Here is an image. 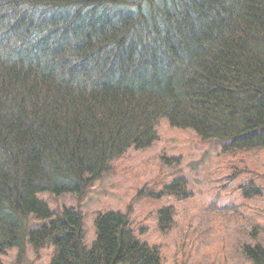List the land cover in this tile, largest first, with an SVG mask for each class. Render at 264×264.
Returning a JSON list of instances; mask_svg holds the SVG:
<instances>
[{
	"label": "trees",
	"instance_id": "trees-1",
	"mask_svg": "<svg viewBox=\"0 0 264 264\" xmlns=\"http://www.w3.org/2000/svg\"><path fill=\"white\" fill-rule=\"evenodd\" d=\"M162 121L223 154L264 150V0H0V256L28 244L52 247L50 264H162L124 212L98 214L89 248L81 210L41 198L84 194ZM188 184L155 198H192ZM174 214L159 209V227ZM243 255L264 264L260 244Z\"/></svg>",
	"mask_w": 264,
	"mask_h": 264
},
{
	"label": "rangeland",
	"instance_id": "rangeland-1",
	"mask_svg": "<svg viewBox=\"0 0 264 264\" xmlns=\"http://www.w3.org/2000/svg\"><path fill=\"white\" fill-rule=\"evenodd\" d=\"M159 135L151 148L129 150L115 160L112 170L84 194L46 193L41 198L56 211L71 206L81 210L89 248L98 214L116 210L128 216L138 238L160 247L162 264H249L243 247H264V196L246 201L238 188L246 180L264 186V150L223 154L215 142L172 128L166 121L160 123ZM178 177L187 179L192 198H155ZM162 207L175 209L165 229L158 223ZM27 223L29 230L38 222L30 216ZM53 252L52 247L35 252L27 244L23 251H7L0 260L50 264Z\"/></svg>",
	"mask_w": 264,
	"mask_h": 264
}]
</instances>
